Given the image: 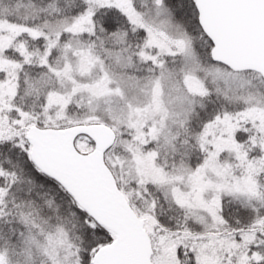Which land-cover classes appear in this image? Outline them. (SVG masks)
<instances>
[{
	"label": "snow or ice",
	"instance_id": "obj_1",
	"mask_svg": "<svg viewBox=\"0 0 264 264\" xmlns=\"http://www.w3.org/2000/svg\"><path fill=\"white\" fill-rule=\"evenodd\" d=\"M0 264H264V0H0Z\"/></svg>",
	"mask_w": 264,
	"mask_h": 264
}]
</instances>
